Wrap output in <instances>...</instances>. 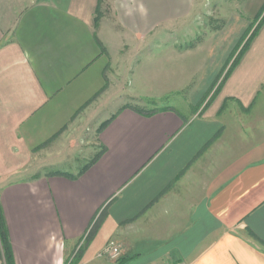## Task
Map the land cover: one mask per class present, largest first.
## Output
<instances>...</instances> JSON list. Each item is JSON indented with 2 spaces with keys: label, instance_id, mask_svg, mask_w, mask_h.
Wrapping results in <instances>:
<instances>
[{
  "label": "crops",
  "instance_id": "obj_1",
  "mask_svg": "<svg viewBox=\"0 0 264 264\" xmlns=\"http://www.w3.org/2000/svg\"><path fill=\"white\" fill-rule=\"evenodd\" d=\"M209 4L0 0V205L11 264H264V129L254 131L264 121V23L198 112L156 106L180 89L164 90L159 65L161 93L143 64L130 84L133 56L159 39L166 17L186 20ZM238 11L240 28L223 36L229 50H209L214 74L195 108L264 16V0H242ZM107 88L123 100L77 157L85 112ZM76 158L81 169L58 168ZM111 242L118 259L103 254Z\"/></svg>",
  "mask_w": 264,
  "mask_h": 264
},
{
  "label": "rangeland",
  "instance_id": "obj_2",
  "mask_svg": "<svg viewBox=\"0 0 264 264\" xmlns=\"http://www.w3.org/2000/svg\"><path fill=\"white\" fill-rule=\"evenodd\" d=\"M206 0H204L205 2ZM242 0H211V4L208 7L198 8L196 10V16L191 14V17L186 20L168 18L166 17L163 24H160L157 31L163 33L159 39H150L148 45L143 49L141 55L133 56L134 61L140 62L135 65L134 76L130 80V84L140 77L141 69L143 65L149 67V74L152 75V80H149L146 84L148 87L155 90V92L161 93L163 88L160 86L161 80H168L169 87L178 86L180 89L172 91L169 95H166L163 100L156 104V106H171L184 113H190L192 110L198 112L200 107H206V104L211 101L215 96L218 88L221 86L222 79L228 72L234 58L238 55L240 49L243 47L244 42L251 36L252 30L258 23H253L250 29L244 35L242 41L233 52L232 57L224 71L218 76L212 89L207 92L201 98L200 104L195 108L194 104L201 97L204 88L207 86L214 72L207 68L209 60L215 58L216 55L226 53L228 46L224 40V33L235 34L240 28L237 23V14H240L238 7L241 5ZM235 15V16H234ZM226 26V27H225ZM225 27V28H224ZM223 29V30H222ZM209 50H212L214 58H210ZM229 50V49H228ZM143 64V65H142ZM159 65V72H161L162 79L155 78V70L153 68ZM168 81H166L167 83ZM164 82V84H166ZM123 100L122 96L114 95L109 88L105 89L101 96L92 103L85 114L89 112L88 118L82 124V132L79 130V136L74 140V145L77 149V157H81L88 153L89 147L93 146L94 141L97 138V134L100 131V125L107 117L112 115L117 107L120 106ZM144 107L152 108L150 102L148 106L145 102L142 103ZM137 105V104H136ZM90 116H92L90 118ZM245 121V124H248ZM246 130L252 127H244ZM261 129V130H260ZM264 129V121H255V132H262ZM68 141H64L62 145V154H68L70 150L67 149ZM92 151V150H91ZM58 154H61L59 152ZM43 153L39 158H43ZM84 159V158H83ZM81 158H76L69 165H62L58 167L63 170H79L86 163ZM86 161V160H85ZM88 161V160H87ZM53 167L52 170L58 169ZM44 172L51 170L50 168L43 169ZM81 249L78 248L79 252ZM79 254V253H78Z\"/></svg>",
  "mask_w": 264,
  "mask_h": 264
},
{
  "label": "trees",
  "instance_id": "obj_3",
  "mask_svg": "<svg viewBox=\"0 0 264 264\" xmlns=\"http://www.w3.org/2000/svg\"><path fill=\"white\" fill-rule=\"evenodd\" d=\"M264 23V16L261 18V20H259L258 24L254 27V29L252 30L253 32L251 33V36L244 42L243 47L240 49L238 55L234 58V61L232 62L228 72L225 74L224 78L222 79V82L224 80H226L229 75L232 73V71L235 69V67L238 65L242 55L244 54V52L248 49L249 45L251 44L254 36L257 34L259 28L261 27V25ZM140 113H144L141 110L142 109H137ZM156 111L152 110L149 111L146 114H153ZM107 122H105L103 124V126L106 125ZM97 225V222L94 226ZM95 228V227H94ZM0 243L5 255V258L7 259L8 264H11V252H10V245H9V241H8V237L6 235L5 232V226H4V219H3V215H2V209H1V205H0Z\"/></svg>",
  "mask_w": 264,
  "mask_h": 264
},
{
  "label": "built area",
  "instance_id": "obj_4",
  "mask_svg": "<svg viewBox=\"0 0 264 264\" xmlns=\"http://www.w3.org/2000/svg\"><path fill=\"white\" fill-rule=\"evenodd\" d=\"M103 254H107L112 259H118L121 256V250L117 245L111 242L108 243V245L104 248ZM2 256H3V249L0 243V264H4Z\"/></svg>",
  "mask_w": 264,
  "mask_h": 264
}]
</instances>
